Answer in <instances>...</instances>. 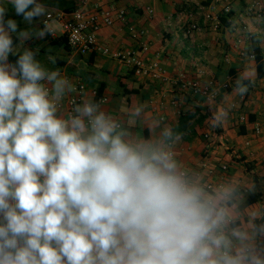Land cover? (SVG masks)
Instances as JSON below:
<instances>
[{
  "label": "clouds",
  "instance_id": "clouds-1",
  "mask_svg": "<svg viewBox=\"0 0 264 264\" xmlns=\"http://www.w3.org/2000/svg\"><path fill=\"white\" fill-rule=\"evenodd\" d=\"M7 2L29 24L46 17L37 37L55 35L44 4ZM6 14L0 3V264H264V214L242 220L234 189L210 192L184 167L182 133L156 118L147 138L134 132L143 104L122 119L85 98L63 114L76 85L23 46L33 34ZM227 116L218 108L211 125Z\"/></svg>",
  "mask_w": 264,
  "mask_h": 264
},
{
  "label": "crops",
  "instance_id": "crops-1",
  "mask_svg": "<svg viewBox=\"0 0 264 264\" xmlns=\"http://www.w3.org/2000/svg\"><path fill=\"white\" fill-rule=\"evenodd\" d=\"M38 2L52 13L55 35L46 33L37 37L35 33L44 28L46 17L34 18L29 24L16 14L7 0H0L7 7L5 20L13 19L18 31L33 34L23 46L37 51L36 59L49 69H58L76 86L79 83L86 85L81 101L85 98L95 100L96 90L105 85L103 98L107 101L100 103L106 112L118 118H125L129 109L143 104V122L132 124V128L145 138L150 136L148 122L153 118L175 128L182 115L200 109L201 115L207 118L202 125L196 126L197 136L192 141L182 138L174 146L177 160L207 189L212 185L214 188L208 189L210 192L234 189V200L242 201L239 209L242 220H248L252 213L264 214V76L259 77L255 58L257 48L264 64V15L259 19L251 11L255 0H104L106 6L114 5L125 10L126 15L113 27L99 33L103 45L113 50H125L147 43L150 56L160 57L161 65L170 77L183 74L217 91V99L209 102L201 97L181 95L171 85L138 78L112 57L76 55L63 36L59 15L61 12L73 13L79 0ZM228 6L231 9L230 26L223 25L217 31L212 29V23L205 16L221 15ZM148 9H153L154 13L149 14ZM261 9L262 6L256 11ZM193 22L199 24L200 31L187 38L184 32ZM144 30L148 31L144 37L133 36L134 32ZM51 58L57 63L53 64ZM240 75L249 78L245 81L248 92L243 97L233 92ZM126 89L136 93L125 94ZM76 96L79 95L65 97L61 107L63 114L70 112L68 102ZM218 108H227L228 116L222 125L213 127L209 118ZM258 128H261L259 134ZM225 165L226 171L223 170ZM256 223H264V218ZM259 243L264 244V237Z\"/></svg>",
  "mask_w": 264,
  "mask_h": 264
},
{
  "label": "built area",
  "instance_id": "built-area-1",
  "mask_svg": "<svg viewBox=\"0 0 264 264\" xmlns=\"http://www.w3.org/2000/svg\"><path fill=\"white\" fill-rule=\"evenodd\" d=\"M262 6L261 10L256 11ZM255 13L256 18H263L264 15V0H255L250 7ZM149 14H153V9H148ZM231 14L230 7H226L221 15L207 14L205 18L212 23V29L219 30L223 24L221 17ZM126 11L117 9L114 5H105L104 0H79L77 9L69 14L61 12L59 21L63 27V36L67 40L69 47L78 56H88L90 54H101L116 59L121 65L132 71L133 74L142 79L149 80L153 83L168 84L172 89L179 91L181 95H193L201 97L206 102L215 101L218 97V92L213 90L211 86L202 85L198 80L189 79L186 75L180 74L176 77H170L161 65V60L158 55L150 56V47L147 43H141V46L136 49L113 50L106 47L99 41V33L106 28H111L116 21L125 18ZM200 31L198 23H191L185 30L184 35L187 38L193 33ZM148 34V31H136L133 33L135 38H142ZM78 95L69 100V109L73 102H81V94L85 91L86 85L79 83L77 86ZM106 98L100 100L101 103L106 102ZM177 104L176 100H174ZM261 132V128L257 129V133ZM208 138V135L205 136ZM228 167L223 166V170ZM213 186L209 185L208 189L213 190Z\"/></svg>",
  "mask_w": 264,
  "mask_h": 264
},
{
  "label": "trees",
  "instance_id": "trees-1",
  "mask_svg": "<svg viewBox=\"0 0 264 264\" xmlns=\"http://www.w3.org/2000/svg\"><path fill=\"white\" fill-rule=\"evenodd\" d=\"M231 18V14L223 15L221 17L222 24L226 27L230 26L229 19ZM14 45L19 43V40L16 39V37L13 36ZM68 45V42H67ZM69 46V45H68ZM255 58L256 62L258 64V75L260 78L264 76V64H263V58L260 53V51L256 48L255 50ZM17 57L13 55H9L8 62L11 64H15ZM105 85H102L101 88H98L96 90V98L95 101L100 103V100L103 98L104 88ZM136 93V91L131 92L127 89L125 90V94H133ZM206 116L201 115V110L196 109L190 112H187L186 114L181 116L180 123L178 126L174 128V130L178 133H182V138L186 141H192L196 136V126L202 125L204 121L206 120ZM193 122V123H192Z\"/></svg>",
  "mask_w": 264,
  "mask_h": 264
},
{
  "label": "rangeland",
  "instance_id": "rangeland-1",
  "mask_svg": "<svg viewBox=\"0 0 264 264\" xmlns=\"http://www.w3.org/2000/svg\"><path fill=\"white\" fill-rule=\"evenodd\" d=\"M37 20H41V17H38Z\"/></svg>",
  "mask_w": 264,
  "mask_h": 264
}]
</instances>
